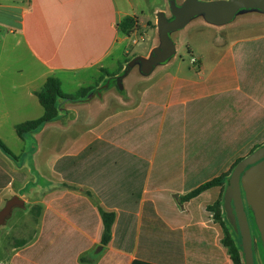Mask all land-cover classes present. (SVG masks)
<instances>
[{
	"label": "crops",
	"instance_id": "1",
	"mask_svg": "<svg viewBox=\"0 0 264 264\" xmlns=\"http://www.w3.org/2000/svg\"><path fill=\"white\" fill-rule=\"evenodd\" d=\"M123 1L129 3L0 0V15L11 19L3 26L14 37L0 40V48L12 52L9 67H3L0 51V82L8 79L10 86L1 99L0 118H19L14 127L40 118L43 108L35 92L48 77L58 78L61 89L64 84L75 87L65 94L96 90L83 102H60L58 118L32 136L52 123L76 126L80 107L100 104L107 112L86 116L89 129L70 139L58 155L49 160L41 155V163L50 168L47 179L36 160L26 168V154L13 159L0 150V171L9 177L0 196L15 183L20 188L12 194L24 198V205L27 200L19 192L39 195L30 203L35 226L10 251L4 249L0 264H232L221 242L222 228L208 209L223 201L228 180L191 199L187 195L229 174L236 160L264 144V33L227 41L211 67L199 59L201 72L189 78L140 74L149 77L143 80L149 84L130 99L125 78L132 71L117 95L111 84L121 64L111 69V58L121 35L127 36L120 21L135 17L139 28L143 25L123 11ZM159 11H153L155 17ZM155 17L146 22L153 32L147 54L158 42ZM18 42L33 66L32 76L19 88L13 85V77L23 75L15 65ZM11 62L16 67L12 73ZM102 78L106 87L100 86ZM37 153L31 149V161ZM33 171L40 182L33 181ZM104 213L114 215L107 243Z\"/></svg>",
	"mask_w": 264,
	"mask_h": 264
},
{
	"label": "rangeland",
	"instance_id": "2",
	"mask_svg": "<svg viewBox=\"0 0 264 264\" xmlns=\"http://www.w3.org/2000/svg\"><path fill=\"white\" fill-rule=\"evenodd\" d=\"M2 1L7 2V0ZM128 1L129 3H124L123 1V11L129 16H136L140 25L142 24L143 26H141L129 37L121 35L123 41L115 45L113 49L110 64L111 69H115L119 64H124V59L131 60L136 56L147 57V51L150 48V32H153L150 31V27L146 24V22L150 19H154V10L160 9V11H163L167 17L170 16L169 0ZM175 2L177 4H181V2H178L177 0H175ZM0 22L2 23V26H0L1 42H8L9 39H14L12 35L8 34L6 27L3 26L11 22L10 16L0 15ZM262 33H264V14L256 11H240L230 23L223 26L208 25L201 17L194 18L183 29L170 34V38L175 45V56L166 63L158 66L154 70V74L169 73L172 76L188 78L192 77L196 73L201 72L199 59H202L204 67H211L217 61V59L224 54L226 45L231 43L227 41L239 38L242 39ZM157 43L158 42H156V46L158 45ZM3 47L4 46L0 48L2 55V65L3 67H9L8 54L12 55V52L8 53V48ZM125 51L127 52L126 55L124 54ZM15 55L17 59L15 62L17 69L23 70L22 76L19 75V73H16V77H13V80H15V84L13 85H16V87L19 88L22 84H24L25 77L32 76L33 66L31 64L32 60L30 59V54L26 50L25 46L22 43L20 44V42H18ZM169 62V65L164 66ZM16 67L11 62L10 68L8 70L12 73L14 70H16ZM124 68L125 64L123 65V69ZM131 71V74L125 78L126 90L130 96V99L134 98L136 100L138 91L142 87L149 84V82L143 80H147L149 77H142L137 66ZM70 84L71 83H69V85ZM105 85L106 83H102L100 86L104 87ZM111 86L113 87L114 92L117 95H120L117 83L115 85L111 84ZM9 88V80L2 79L0 82V103L2 97H4L6 94H9ZM74 88L75 87H70L67 86V84H64L62 90L63 92L73 91ZM100 108V104L93 105L90 110L80 107L76 109V113L80 114L81 116V119L76 126H71V128H67V130L66 126L62 125V123H52L45 127L43 131H41L36 136L28 135L25 139H20L15 133V127L12 126V123L18 121L19 118H16L15 120H4L2 119L3 117H1L0 139L16 156H20L22 153L26 154L27 157L26 160H24V167L30 168L32 164L35 165L36 160L38 165L37 169L40 172V175L47 179L50 177L48 174L50 168L46 166V162L45 164L41 163V155L45 154L46 160H49L52 156L58 155L64 148V145L65 147L69 145L68 143L70 139L73 137H78V135H81V133L89 129L87 125L91 123V120L86 118V116L89 117V115H94L96 117L98 115L100 116L101 114H103V116L106 115L107 112H103L104 109L101 111ZM117 108L119 109L120 107ZM36 113L37 111L35 110L33 115L36 116ZM39 115V117H41L42 112ZM93 120L96 121L97 119ZM32 148L38 151L36 156L33 158V161H31V156L29 155ZM32 177L34 182H40L37 174L34 171ZM18 188H20V185L15 183L12 191H5L4 193L2 192V196H0V210L5 206L6 202L14 196V194H12L13 191L18 192ZM19 193L20 195H25L27 202H25L24 206L14 207L6 219L5 224L0 228V263L3 262L2 259L5 257V250L7 252L10 251V247L13 246L15 241L25 238L28 234V231L35 226V223H33L31 220V218L33 219V212L30 210V203L32 199H39V195L31 197L29 192H24L23 190ZM208 195L211 196L212 192ZM22 199L24 200V198ZM219 211L221 212V222L228 227V223L226 222L222 212L223 207H219ZM221 222L219 221L217 223L222 228L223 226ZM231 233L235 235L238 232L231 231Z\"/></svg>",
	"mask_w": 264,
	"mask_h": 264
},
{
	"label": "water",
	"instance_id": "3",
	"mask_svg": "<svg viewBox=\"0 0 264 264\" xmlns=\"http://www.w3.org/2000/svg\"><path fill=\"white\" fill-rule=\"evenodd\" d=\"M169 10L171 19L163 11L156 14L158 45L152 48L147 57L136 56L125 64L124 74L117 78L120 91L122 79L134 67H138L142 76H149L158 66L173 58L176 50L170 34L183 29L194 18L201 17L212 26H223L230 23L240 11L264 14V0H184L181 4L169 0ZM97 96H100L99 92ZM244 202L252 215L261 249L264 251V145L234 167L227 181L222 205L226 219L240 235L244 264H255L253 237ZM21 206H24V200L18 196H13L6 202L0 210V228L11 210Z\"/></svg>",
	"mask_w": 264,
	"mask_h": 264
},
{
	"label": "trees",
	"instance_id": "4",
	"mask_svg": "<svg viewBox=\"0 0 264 264\" xmlns=\"http://www.w3.org/2000/svg\"><path fill=\"white\" fill-rule=\"evenodd\" d=\"M120 31L127 36H130L133 34L136 30L139 29V26L137 24V19L135 17H126L123 20L120 21L118 25ZM129 60H125L124 64H126ZM123 64L120 66V74H124ZM104 75L106 77H110L112 75L108 74L107 72H104ZM104 78H102L103 81ZM104 83L106 82L103 81ZM96 90V87L91 88H82L79 89L74 94H65L61 89V82L56 77H48L44 83V85L41 87L40 90L35 92V95L38 99L39 104L43 108V115L35 120L25 121L15 126V133L16 135L23 139L27 135H31L33 133H36L40 131V129L48 122H52L56 120L59 116V103L60 102H69V103H80L85 101L88 96L93 93ZM264 144L257 145L254 148L251 149L250 153L254 152L259 147L263 146ZM0 150L4 152L6 155L10 156L13 159H17V157L12 154V152L6 147V145L0 140ZM249 153V154H250ZM243 158H240L235 161V163L232 165L229 174H225L219 178H215L211 181H208L193 191L189 192L187 195L188 199H191L193 197L198 196L202 192L215 187L223 185V183L228 180V176L231 174L234 167L242 160ZM55 170L57 169V163L54 166ZM9 182V177L3 174L0 171V189L5 187ZM223 201L221 203H216L213 206H210L208 209L213 212L214 219L216 222H221V212L219 211V207H222ZM224 218L226 222L228 223V227L225 226L222 222V228L224 236L221 240L223 246L227 249V253L229 255V258L232 262V264H244L243 261V255H242V247H241V240L239 233H236L233 235L231 231L234 232L233 228L230 225V222L226 219L224 211H223ZM250 228H251V234L255 235L259 248L261 251V259L260 261L262 263L257 264H264V251L261 249L260 245V239L259 234L255 228L252 215L250 214ZM102 222L104 227V234H103V241L104 243H107L110 240V229L111 226L114 223V215L113 213H104L102 214ZM256 264V261H255Z\"/></svg>",
	"mask_w": 264,
	"mask_h": 264
},
{
	"label": "flooded vegetation",
	"instance_id": "5",
	"mask_svg": "<svg viewBox=\"0 0 264 264\" xmlns=\"http://www.w3.org/2000/svg\"><path fill=\"white\" fill-rule=\"evenodd\" d=\"M168 19H171V15L168 17ZM120 76H121V74L118 77H120ZM118 77L115 78V84L117 83V78ZM242 196L244 198L243 193H242ZM244 207H245V210H246V214H247V217H248V223H249V226H250V218H251L250 214L251 213L247 210L245 202H244ZM250 230H251V228H250ZM252 237H253V243H254L253 244V248H254V256H255L256 264L257 263H262L260 261V259H261V251H260V248H259L258 240H257L255 235H252Z\"/></svg>",
	"mask_w": 264,
	"mask_h": 264
}]
</instances>
